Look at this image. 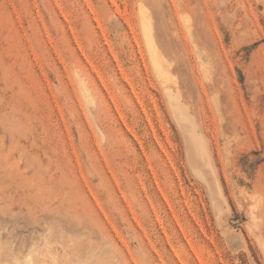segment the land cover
Listing matches in <instances>:
<instances>
[{
	"label": "rangeland",
	"instance_id": "obj_1",
	"mask_svg": "<svg viewBox=\"0 0 264 264\" xmlns=\"http://www.w3.org/2000/svg\"><path fill=\"white\" fill-rule=\"evenodd\" d=\"M0 264H264V0H0Z\"/></svg>",
	"mask_w": 264,
	"mask_h": 264
},
{
	"label": "bare ground",
	"instance_id": "obj_2",
	"mask_svg": "<svg viewBox=\"0 0 264 264\" xmlns=\"http://www.w3.org/2000/svg\"><path fill=\"white\" fill-rule=\"evenodd\" d=\"M144 19H145V18H144ZM146 21H147V20H145V23H146ZM147 22H148V21H147ZM146 24H147V23H146ZM147 25H148V24H147ZM147 25H145V29H146V31L148 30V26H147ZM146 27H147V28H146ZM145 29H144V31H145ZM147 32H149V31H147ZM147 32H145V33L147 34ZM148 35H150V32H149V34L146 35V36H147L146 38H148V42L151 43V42H152V41H150V40H151V39H150L151 37L148 36ZM151 53H152V55H155V51H154L153 49L151 50Z\"/></svg>",
	"mask_w": 264,
	"mask_h": 264
}]
</instances>
